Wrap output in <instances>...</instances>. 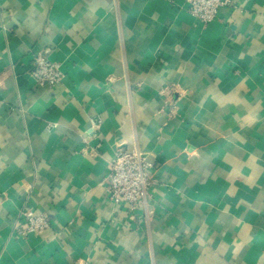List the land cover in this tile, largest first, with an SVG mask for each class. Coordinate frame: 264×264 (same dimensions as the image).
Wrapping results in <instances>:
<instances>
[{
	"label": "crops",
	"instance_id": "1",
	"mask_svg": "<svg viewBox=\"0 0 264 264\" xmlns=\"http://www.w3.org/2000/svg\"><path fill=\"white\" fill-rule=\"evenodd\" d=\"M0 0V264H264V0ZM64 74L36 85L34 55ZM137 147L156 185L109 200ZM51 228L21 238L22 210Z\"/></svg>",
	"mask_w": 264,
	"mask_h": 264
},
{
	"label": "built area",
	"instance_id": "2",
	"mask_svg": "<svg viewBox=\"0 0 264 264\" xmlns=\"http://www.w3.org/2000/svg\"><path fill=\"white\" fill-rule=\"evenodd\" d=\"M188 11L204 25L212 24L219 12L233 6L232 0H186ZM31 76L36 85L54 88L63 80L60 64L52 61L46 54L34 55ZM108 177L109 200L116 206L126 204L135 211L153 191L156 180L154 165L137 147L119 149L110 164ZM51 220L45 213L35 215L30 209L21 211L14 231L23 239L28 236H43L51 228Z\"/></svg>",
	"mask_w": 264,
	"mask_h": 264
}]
</instances>
